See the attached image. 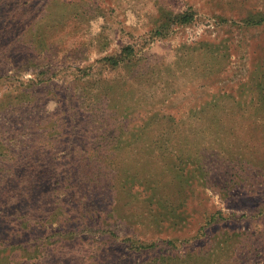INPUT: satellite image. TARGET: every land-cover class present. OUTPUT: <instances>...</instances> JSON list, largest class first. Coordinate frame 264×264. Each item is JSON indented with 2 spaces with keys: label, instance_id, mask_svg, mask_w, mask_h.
Instances as JSON below:
<instances>
[{
  "label": "rangeland",
  "instance_id": "374dc122",
  "mask_svg": "<svg viewBox=\"0 0 264 264\" xmlns=\"http://www.w3.org/2000/svg\"><path fill=\"white\" fill-rule=\"evenodd\" d=\"M65 1L73 0H0V28L19 35L20 26L16 33L6 27L13 23L26 25L19 36L25 39L40 35L44 44L30 42L15 51L24 56L0 59V167L7 168L6 173L0 171V177L13 175L22 182L29 180V190L19 189L17 182L9 190L22 202L17 208L32 213V207L41 205L44 211L39 194L48 186L56 189L50 200H59L52 203L61 208L58 214L34 218L28 226L13 232L8 222L0 220V254L16 256L15 264L26 263V256H33L41 264H72L60 257L47 261L46 256L54 248L70 257L75 249L98 251L104 245L105 253L109 251L108 261L95 264H131L139 256L131 252L126 237L132 235L138 242L148 239L149 226L155 222L147 217L154 202L143 209L145 216L141 220L126 219L117 210L109 218L111 207L105 204L104 209L95 197L82 199L70 190L73 178H68L69 166L76 158L81 160L85 150L93 157L96 149L103 148L105 161L98 157L89 160L96 167H106L105 172L110 170L111 179L127 181V176L131 177L132 184H121L119 191L108 192L112 208L120 205L125 216V203L131 198L127 192L138 195V200L150 194L146 180L140 182L139 169L145 166L143 170L155 171L159 162H144L155 145H118L110 139L115 135L120 139L136 135L147 117L157 116L162 120L160 126L171 134L179 133L173 131L175 125L188 118L195 122L192 130L194 126L202 125L205 130L212 125L220 138L229 144L234 142L236 149L243 142L245 151L253 144L264 151V24L248 27L241 22L252 11L264 13V0H74L81 7L79 16L74 11L64 23L44 28L62 10ZM188 8L196 12L193 23L173 25L164 37L155 35L164 12ZM46 10H53L51 18L45 15ZM126 44L135 46L134 71H129L132 65L114 72L100 73L95 69L98 58L114 54ZM89 65L94 68L84 83L77 68ZM103 79L106 85L98 95L104 101L103 108L113 114L109 121L90 109L92 102H87L90 106L86 107L91 114L80 110L79 92L88 88L93 92L90 98L95 99L96 87ZM120 87L129 93L134 91L133 105L119 109L114 97ZM222 98L226 104L220 113L202 111L204 105ZM246 104L249 110L244 114L241 109ZM112 105L118 111L115 107L106 108ZM127 108L130 110H122ZM231 108L238 111L232 113ZM250 114L262 121L255 124ZM89 116L92 121L85 119ZM217 123L222 126L220 132ZM207 131L211 133L210 129ZM202 148L201 144V152ZM204 154L202 158L210 160L213 168L210 185L191 188L187 184L176 187L162 182L169 190L163 188L160 195L168 196L166 199L173 202L177 213L174 217L158 202L160 220L164 221L157 229V251L150 252L151 256L172 253L179 261H185L191 254L203 253L224 264H264V217L254 216L264 200V178L254 177L250 169L252 178L238 177L225 192L220 186L225 185L231 160L218 153L217 147ZM37 155L41 164L48 156L60 165V173L51 181L38 183L40 176L35 178L33 172L24 174L21 166L18 171L12 170L14 165L29 162L30 158L33 161ZM115 164H123L128 174L116 175ZM131 204L135 206L137 202ZM11 207L0 208V218L12 215L15 208ZM219 211L227 217L220 222L222 225L215 223L206 232H199L205 224V214ZM104 218L114 234L99 229ZM228 230L244 232V242L248 237L254 241L252 250L237 240L227 248L222 237ZM166 240H176V246L168 250L170 245L162 242Z\"/></svg>",
  "mask_w": 264,
  "mask_h": 264
},
{
  "label": "trees",
  "instance_id": "16d2710c",
  "mask_svg": "<svg viewBox=\"0 0 264 264\" xmlns=\"http://www.w3.org/2000/svg\"><path fill=\"white\" fill-rule=\"evenodd\" d=\"M3 1L4 0H2V2ZM73 1H65L63 6L61 7L62 10L57 12V14H54L53 18H51L53 10H46L45 15L47 17H50L51 21L49 24H45L44 28L49 29L50 26H53L55 24L57 25L61 22L64 23L66 21L65 19L68 18V16H72L74 11L79 16L81 14V7L76 2L73 3ZM195 16L196 12L193 8H188L182 12H164L162 19L159 20V24L157 27L158 30H155V35L164 37L168 33L167 31L173 25L191 24L195 21ZM60 18L62 21L60 20ZM241 22L243 25L248 27L262 25L264 24V13L252 11L244 19H242ZM11 26H15L14 23L8 25L6 29H9L11 32L14 33H16L19 26V29H21V33L26 30V25L24 26L23 24H17L15 28ZM40 26L43 27L42 23L40 24ZM19 35H13L5 29L0 28V59H16L24 56V54L16 55L15 51L27 47L30 42H39L41 45L43 44V37H39L40 35L38 37L34 35H28L29 37L25 39H22ZM136 63L137 54L135 51V46L133 44H126L123 45L114 54H109L98 58L95 61V69L99 70L100 73H103L105 71L114 72L118 69H126L128 67H131L132 65L133 68L129 71H134L136 69ZM92 66L93 65H89L85 68H77V70L82 73L80 75V80L82 78V81H84L87 76L92 75V68H94ZM105 80L103 79L102 81H100L101 84L96 87L97 97L93 100L92 98H90L93 92H91L88 88H84V90L79 92V97L82 100L80 110L82 112L85 111V113H88L90 109H93L94 112H99V115L101 117H105V119L109 121L112 118L113 114L103 108L104 101H100V97L98 95V92L102 93V88L104 87V85H106ZM84 83L86 82L84 81ZM118 90L119 92L114 97V100L119 101V109L134 104L133 102L135 100L132 96L134 94V91H132V93H129V90L123 91L121 87ZM87 102H92V107L90 109H87L88 106H90L87 104ZM107 104L109 105V102H107ZM225 104L226 103L223 98L216 99L214 102H210L209 104L204 105V107H202V111L213 110L215 112V110H217V112L220 113L222 110H224ZM246 105L242 106L241 109L244 114L246 113V111L249 110L248 105ZM113 107H115V109ZM106 108L118 111L115 105ZM122 110L130 109L127 108ZM192 110L194 112L196 108H193ZM229 111L232 113H236L238 111V108H231L229 109ZM219 116L220 115L218 114L217 118ZM250 116L253 118L252 120L257 125V121H262L261 118L257 119L256 115L250 114ZM85 119L87 121L93 120V118L90 116L87 118L85 117ZM161 122L162 120H159L157 116L147 117L140 126V132L136 133V135H130L125 139H120L118 135H115L110 139V141L118 145L121 143L122 145H131L133 143L140 144V146H142L141 144L148 146L155 145L154 149H149L147 155L149 159L146 157L144 159V162L150 159H155L159 162V168L155 171H145L143 170L145 166H142L139 169L138 173L141 177L140 182L146 180V185H149L148 188L150 190V194L146 195V198H140L138 200V195H132L127 192L128 195L131 196L129 201L125 203V206H127V209L125 210L127 215L124 216L120 205L112 208V202L109 203L108 192H113L116 190L119 191L121 188V184H132V182L129 181L131 177L129 175L127 176L128 182L118 177H114L111 179L108 177V172H110V170L105 172L106 167H100V165L96 167V164L89 160L90 158L95 157L96 159L98 157L101 158V161H105V155L104 152H102L103 148L96 149V155H93V157H90L88 151L85 150V154L82 156L81 160L76 158V160L72 161V164L69 166L70 168L66 167L69 168L70 171V177L68 178H73V180L70 181V190L78 194L82 199H86L90 196L95 197L104 209L106 208L105 204L111 207L110 214L107 215L109 218L115 216L111 213H114L113 211L117 210L120 211L118 213H120L126 219H129L131 217V219L137 220L138 218H140L141 220V218L145 216V214L143 215L142 213L143 209L146 207V205L150 207L152 202H154L155 207H150V213L147 217V219L151 218L155 222L154 224L149 226L150 234L146 235L148 236V239L138 242L132 237V235L126 237V242L129 243V248L131 252L138 254L139 256V258L137 260H134L135 262L131 264H224L221 259H215L213 255H203V253H198V255L191 254L189 255L190 259L185 261H179L177 257H174L176 255L172 253H160L158 254V256H151L150 252H153L154 250L157 251L158 239L160 238L157 237L160 232V230L157 229L161 227V223L162 221H164L163 219L160 220V218H162V213H160V210H158L157 204L161 203L162 205H164L165 207H163L165 209H168L169 212L174 213V217L177 213V209L173 202H170L168 199H166L168 196L160 195V192L163 193V188L169 190L168 187L162 184V182H167L176 187H180L183 186V184H187L191 188L198 187V185L200 184L210 185V183H212L213 181H211L209 174L211 175L213 168L211 167L210 160L208 161L206 157L202 158V156L205 155L204 152L214 151L215 147H217L218 153H222L223 155L227 156L228 160H231L230 164L226 169V175L228 177L224 179L225 185H223V187L218 185L222 188L223 191L226 192L230 190V187H232L234 183L237 182V180H239L238 177L242 180L246 176L252 178L249 173L250 169L252 170L254 177L264 178V151H262L260 146H256V144H253L249 147V150L245 151L243 142H240L236 149L234 142L231 141L232 144H229L225 140L221 139V135L217 134V132L213 129L212 125L210 128L207 127V129L205 130L202 125L198 126L197 128L196 126H194L192 130L191 127L194 125L195 122L188 118L179 121V123L175 125L176 128L173 131L179 132L176 134H171L168 130L163 129V127L160 126ZM95 123L98 122L95 121ZM221 128L222 126L218 124L217 130L219 132ZM208 129L211 130L209 131L211 133H207ZM102 143L103 142L100 143V146ZM201 144L203 146V152H201ZM146 151L147 149L143 152L145 153ZM109 154L110 153H108V156ZM251 154H254L255 156H251ZM140 155L141 157L144 156V154ZM236 156L240 157V159L237 160ZM45 158V163H42L44 165L41 164V160L38 159L37 155L35 159L33 157V161L30 158L29 162H23V164L17 162L18 164L14 165L12 170L15 169L18 171V167L21 166L22 168H24V174L33 172L35 173V178L40 176L38 183L51 181L56 176V174L58 175L60 173L61 167L58 163L52 162L50 160V157L46 156ZM97 164H100V162ZM246 167L248 168L246 169ZM113 168L116 172V175L128 174V171L123 164H115ZM0 171L6 173L7 168L0 167ZM168 178H170L169 181L166 180ZM0 179L3 180H0V208H6L10 206H13L15 208L14 213L12 215H7L6 217L0 218V220H5L6 222H8L11 227L10 232H13L19 227L28 226L34 218H41V216L44 215V219L46 214H58V212L61 211V208L57 204L52 203L58 202L59 200H50V197L54 193V190L56 191V189L53 190L52 186H48V189H43L39 194V197L41 198V200H43L44 211L42 210L41 205H39L35 208L32 207L31 213L27 212L25 209L17 208L18 204L20 203V200H18L17 197H14L13 194L9 193V190H12L14 188V185L17 183H19L16 185L19 189L22 188L24 190H29V180L27 182H22L19 177L15 178L13 175H8L4 178L0 177ZM7 179H11V181L9 183L4 182ZM192 182H194V186L191 185ZM122 193H125V191H122L121 194ZM131 201L137 202V204L133 206L131 204ZM38 203L41 202L39 201ZM260 204V209L254 215L257 218L264 217V200H262ZM133 207L136 208L131 209ZM204 217L205 224L201 226V229L199 228V232L200 230H202V232H206V229L209 226H213L215 223L222 225L220 222L227 219V217L224 216L221 211L211 214L206 213ZM99 229L104 232H110L114 234V231L113 229H111V225L107 218H104V221L99 227ZM244 236V232H232L228 230L223 234L222 241L226 245V247L229 248V246H231L237 240L239 243H243L244 245L249 247L248 249L252 250L251 245L252 243H254V241L248 237L244 242L242 240ZM162 242L170 245V247H168V250L176 246V240H166ZM90 249L91 248L75 249L74 253L69 257L65 254V251L54 248L53 250H49V254L46 256V258L47 261L51 260L52 258L58 257H60L62 261L69 259L72 264H89L90 262H92L91 264L100 262L107 263L109 251L105 253L104 245H102V247L98 251L95 248L93 250ZM0 257V264H15V262L18 260V258L13 255L0 254ZM26 258L27 264H41L40 261L36 260L33 256H26ZM226 264H228V262H226Z\"/></svg>",
  "mask_w": 264,
  "mask_h": 264
}]
</instances>
